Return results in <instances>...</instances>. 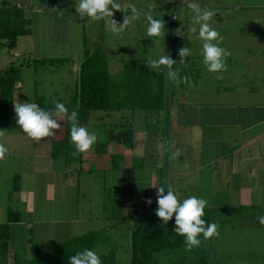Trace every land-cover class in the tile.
I'll return each instance as SVG.
<instances>
[{"label":"crops","instance_id":"1","mask_svg":"<svg viewBox=\"0 0 264 264\" xmlns=\"http://www.w3.org/2000/svg\"><path fill=\"white\" fill-rule=\"evenodd\" d=\"M59 1V5L50 8V0H0V6L2 3H8L11 7L23 10L24 17L32 22V34L28 36L31 42H39L41 39L38 30L40 31L43 25L41 20L45 12L58 14L62 22L54 27V31L59 33V36L51 38L49 42L51 47L53 46V52L59 51L60 54L50 58H64L70 62V59L74 58L65 50L70 44L71 27L66 18L69 6L75 3V0ZM218 4L212 8L216 11L212 22L216 26L220 24L219 28L214 29L223 37L220 46L230 55L225 61L228 71L222 72H226L225 80L220 78L221 80L215 82L224 84L220 87L223 88L222 94L229 97L227 99H242L243 102L213 104L212 107H207L202 103H181L177 99L169 114L167 183L168 188L173 189L181 201L193 195L203 197L208 201L205 209L215 210V219L226 222L218 227L217 236L208 239L213 264H231L236 255L240 257L238 264H264V230L256 224L260 217H255L256 214H264V0H221ZM246 16L251 19L246 20ZM237 18L245 20L239 24L244 25L250 33L249 36L243 31L231 28L229 23L234 24ZM223 25L226 27H222ZM247 25H262V28L253 30L247 28ZM74 29L80 52L86 26L78 22ZM177 37L180 49L187 47L191 50L184 62H179V78H188L186 73L192 68L189 77L196 89L200 85L198 81L204 79L202 74L205 78L213 74L217 79V74L220 73L208 72L202 62L201 41L197 34L186 29L180 30ZM22 38L17 39L12 50H5L3 64L6 66L0 70V76L10 63L20 68L21 64L31 59V45L22 43ZM33 50L37 57H41L40 49L38 54V50ZM81 61L77 58L76 72ZM23 78L24 75L14 86L13 105L23 101L34 103L37 96L56 102L64 100L62 103L67 104L77 83V78L71 81V86L67 83L61 86L62 82H55L58 83V88L55 84L54 87L53 81L50 80L41 90L38 89L36 80L32 82L29 79L32 89L26 97ZM185 84L175 81L176 92L186 90ZM220 87L216 92L220 91ZM144 115L159 125L160 113L147 112ZM93 116L91 113L90 120ZM109 116L96 113L94 117V125L98 128L95 132L97 141L103 140L101 136L104 134L103 127L100 128L99 125H109V119L114 115ZM87 128L89 130V125ZM142 142H135L134 136L129 148L123 149L109 144L107 152L103 155L95 154L93 146L90 151L81 153L78 163L66 164L62 157L52 158L51 137L39 141L30 139L17 127L13 107L0 110V144L8 149L5 158L0 160V237H6L10 242L9 260L14 252L24 258L30 257V237L42 251H48L53 245L69 239L97 233L98 251L106 253L113 250L118 262V252L123 246L122 225L127 224L124 226H128L129 238L125 249H129V258L125 264H129L133 231V222L129 219L131 205L121 201L120 171L110 170L109 160L111 155L114 157L121 151L122 155L118 160L121 159L123 167L134 168L133 203L143 209L146 200L157 196V188L162 179L161 170L157 168V158L154 159L149 174L141 173L143 169L139 160L144 155ZM176 149L181 150V155L173 159L172 153ZM101 172L108 176L111 182L116 181L118 187L117 199L114 200L115 204L112 205L108 217L101 213L102 205H98V211H95L84 204L90 191L84 177L94 178ZM14 185H17V188H14ZM142 191L147 197L140 205L134 200V195L136 197ZM8 208L11 211L10 220ZM244 215L250 218V221L244 224L254 225L248 226L252 229L242 228L247 225L238 223L239 218ZM2 226L4 228H1ZM258 228L259 231L262 230L260 234ZM258 245L263 248L258 250Z\"/></svg>","mask_w":264,"mask_h":264},{"label":"trees","instance_id":"2","mask_svg":"<svg viewBox=\"0 0 264 264\" xmlns=\"http://www.w3.org/2000/svg\"><path fill=\"white\" fill-rule=\"evenodd\" d=\"M168 21L169 16L167 25ZM32 28L31 20L24 17L22 9L11 7L8 3H2L0 6V55L3 50H12L18 38L30 36ZM177 38L175 39L173 31L170 56L176 62L172 68L178 72L180 77L178 49L173 50L172 48L174 40L176 42ZM82 54L83 58L79 65L74 93L65 104L69 112L73 110L78 112V120L81 125L88 127L93 112L111 117L114 112L128 109L143 113L163 112L164 115V70H153L149 66L148 60H136L135 63L130 61L123 64L125 73L121 82L115 84L111 81L101 35L97 37L94 43H90L84 37L82 39ZM67 62H69L68 59L64 58L33 59L21 64L20 68H16L10 63L0 76V110H8L13 107L14 86L21 80L23 68L32 69L33 73L36 74L38 69L45 66L60 65ZM174 83L175 80L169 79V100L173 94L171 93V86ZM118 92H122V94L119 95ZM114 93L121 96L117 102H113L112 95ZM45 100V98L37 96L34 103L46 111H53L54 106L44 104ZM56 119L60 127L55 130V135L51 136V156L52 158L62 157L66 164L78 163L81 159V153L73 154L75 145L70 143L69 136L71 126L64 119ZM102 127L100 128L105 131V139L96 142L94 145L95 154H105L109 144H114L115 147L123 149L131 147L134 131L130 124L125 122L109 123V125ZM121 155L120 151L114 157L113 155L110 156L109 169L121 172V201L131 205L129 219L133 222V231L129 264H208L202 236L199 247L192 251H186L183 243L184 238L176 235L173 231L174 218L169 220L167 224H163L155 216L157 196L151 199L150 205L146 203L143 209L138 208L133 203L134 168L123 167L121 159L118 160ZM162 170L163 168L160 171V179L163 181ZM15 180L17 181V177ZM14 188H17V185H14ZM159 188H163L161 181ZM7 211L8 220H10V208ZM215 212L213 209H204L202 219L206 222H215L218 226L226 223L216 220ZM98 241L97 233H88L53 245L48 251H42L30 237L28 238L30 257L24 258L19 253L14 252L11 260H9L10 242L2 236L0 237V264H68L69 256L85 248L95 250L100 255L102 264H119L113 250L106 253L98 251ZM160 255H164L162 260L158 258ZM173 255L179 257L177 262L170 260ZM191 255H194V261L190 260Z\"/></svg>","mask_w":264,"mask_h":264},{"label":"rangeland","instance_id":"3","mask_svg":"<svg viewBox=\"0 0 264 264\" xmlns=\"http://www.w3.org/2000/svg\"><path fill=\"white\" fill-rule=\"evenodd\" d=\"M59 0H50L49 2V8L51 6L55 7L56 5H59ZM117 3L120 4V9L113 10V16L112 19L117 23V25L122 24L124 17L127 14H130L128 11V5L132 4L135 5L137 10L141 13L139 20L131 21L126 30L119 35H113L109 31L106 30L103 21H95V20H87L88 18L85 17L83 19L79 18L78 14L75 12L74 4L69 6L70 10L67 11V22L70 27V44L65 49L67 54L73 56L74 59H70L71 61L68 63H63L60 65H54V66H45L43 68H40L37 70L36 74H33L32 69H23L22 75H24L23 78V87H24V95L27 97V95L30 94V91L32 87L29 85L30 80L34 82L36 80L38 82V89L41 90L46 87V83L48 81H53V86L55 85L59 88L58 83L62 82L63 84L61 86L66 85V83L71 86V81L74 80V78H77L76 72V61L82 60L83 54L82 51L78 52L79 46L77 45V35L76 30L74 29L76 27V24L78 22H82L85 24V35L84 37L90 42L94 43L98 36L103 37V43H104V50L107 57L108 65H109V72L111 81L113 83H120L121 78L124 75V63H129L130 61L134 62L136 60L138 61H145V60H151L153 58H156L157 56L163 54L166 44V25H167V19L171 11V0H116ZM189 2H198L201 8H214L218 3L221 2V0H179V9L177 14V20L175 22V28H174V37L176 39L177 33L179 34L180 30H189L191 27L196 26L192 22V13L191 10L187 7ZM42 6H44L42 4ZM49 10V9H47ZM146 15H151L154 18H160L164 24H165V33L164 36L155 38V37H148L146 35V28H147V20L145 19ZM64 19V17L62 16ZM247 19H251L250 16L245 17ZM245 20L243 18H237L235 19V23H229L231 28H234L235 31H243L246 36H249V31L243 27L244 25H240L239 22H244ZM61 21V17L58 16V14H50L48 11L45 12L44 18L41 20V30H38V35L41 34V39L39 42H31L28 36H24L21 41L24 44L31 45L30 49L32 52V57H30L32 60L34 59H41V58H50L52 56H57L55 54H60L59 51L53 52V49L50 45L49 40L53 37H58L59 33H55L56 26L59 25ZM211 26L213 28H219L220 24L218 26L215 25V23L212 22V19L210 20ZM223 25L222 27H224ZM257 25H247V28L249 29H260L262 28V25L256 27ZM198 27V26H197ZM226 27V26H225ZM255 27V28H254ZM61 33V32H60ZM61 35V34H60ZM63 35V34H62ZM61 35V36H62ZM35 39V38H34ZM20 43V44H22ZM38 50L37 54L39 53V49L41 52L39 55L41 57H37V55L34 54V50ZM173 50H179V38H177L176 42L174 40L173 43ZM58 49V48H56ZM5 50L2 54V57H0V70H2L6 65L3 64V61L6 57ZM12 54V53H11ZM4 57V58H3ZM28 57V56H27ZM69 61V59H68ZM21 63V62H20ZM75 65H72V64ZM188 65V64H185ZM193 69L189 68L186 75L188 76V80H190L191 77H189L192 73ZM226 71H228V68L226 67ZM226 73V72H225ZM225 73L217 74V76H221L222 80H225L224 76ZM204 79L201 81H198L200 85L194 86L191 84L189 86L187 83L185 84L186 90H180L179 92H176V88H174V84L171 86V93L172 96L170 98V108L171 110L177 101V99L183 103H202L203 106L212 107V105L216 104H224V103H230L235 104L236 102H243L242 99H227L225 94H222L223 88L220 86V83L215 82L216 79L213 74L207 75L205 78V75L202 74ZM30 79V80H29ZM58 82V83H55ZM192 83V80H190ZM55 84V85H54ZM51 86V87H53ZM220 87V91L216 92L217 88ZM59 90V89H58ZM119 95L122 94V92H118ZM49 97H52L53 94H45ZM58 96H66L62 94H58ZM236 96H238L236 94ZM119 97L117 96V93H114L112 95L113 102L119 101ZM229 98V97H228ZM24 103L26 101H23ZM30 102V101H29ZM56 100H49L46 99L44 101V104H48L51 106H54V103ZM65 102L64 100L62 101ZM97 112H93L94 115L93 118L90 120L89 124V131L96 132L98 131L97 125L95 124V116ZM160 113V123L159 125H156L155 122L151 118H145V115L143 112L139 111H130L128 109H124L122 111L114 112L112 113L114 117L112 119H109L108 123L111 124H117L120 122L128 123L132 126L135 136V142L138 140H142V146H143V157L140 161V164L142 166L143 171L141 173L143 174H149L150 167L153 166L154 159L157 158V168L158 170H161L164 165L163 157H164V127H163V121H164V115L163 112ZM147 114V113H146ZM150 114V113H149ZM170 114V111H169ZM100 123V122H99ZM103 123H100L99 127H102ZM157 127V128H156ZM148 128V129H147ZM104 134L101 136V138L105 139V131L103 129ZM171 144V143H170ZM158 149H157V148ZM155 152H157V157H155ZM138 161V162H139ZM59 164H55V166H58ZM60 166V165H59ZM53 168V166H52ZM138 170V169H137ZM163 172V170H162ZM108 176H104L103 172L99 173L96 177H84V182L87 183L89 186L88 189L89 194L86 195L87 198L84 200V204L89 205L92 210L98 211L99 206L102 205L101 213L105 215V217L110 216L111 214V208L112 205L115 204L114 200L117 199V192L118 187L116 181L109 180L107 178ZM121 172H120V178H121ZM169 181V179H168ZM99 185V187H98ZM163 186V185H162ZM86 189L85 187L83 188ZM101 192L103 193V196H101ZM147 197V194L142 191L140 194H137L136 197L134 195V200L136 199V202L140 203L142 205L145 201V198ZM178 199L180 197L178 196ZM256 214L255 217H262L264 214ZM239 224L247 225L244 223H247L250 221V218L248 215H244L243 217L239 218L238 220ZM95 223V221H94ZM130 223V222H128ZM256 224L261 226V229L264 230V224H261L259 222V218L256 220ZM127 225V224H124ZM122 225V250L118 252L117 259L118 262L121 264H125L128 262L129 249H125L128 242V226ZM254 225L249 224L246 227L242 228H250ZM127 227V228H126ZM252 229V228H250ZM260 228H258L259 234L261 231H259ZM263 246L258 245V250H261ZM131 256V255H130ZM162 256H158L159 259H163ZM212 256V254H211ZM191 261H194V255L189 257ZM240 257L239 255H236L234 257L235 261H232L231 264H238L240 261L238 260ZM212 259V258H211ZM172 262H177L179 260V257L176 255H173L171 257ZM214 260V259H213ZM213 263V262H212Z\"/></svg>","mask_w":264,"mask_h":264},{"label":"clouds","instance_id":"4","mask_svg":"<svg viewBox=\"0 0 264 264\" xmlns=\"http://www.w3.org/2000/svg\"><path fill=\"white\" fill-rule=\"evenodd\" d=\"M187 7L192 13V22L194 25L189 29L191 33L197 34V38L201 41L202 62L210 73H222L226 71V58L230 53L220 46L223 37L214 29L210 20L216 15V11L210 8H201L198 2H189ZM75 12L79 18L87 17V20L103 21L107 31L113 35H119L124 32L131 21L139 20L141 13L135 5L129 4L127 14L122 24L112 19L113 10L120 9V4L116 0H75ZM147 20L146 35L148 37L159 38L164 36L165 24L160 18H154L146 15ZM198 26V27H197ZM191 54V50L183 47L178 50L180 62L183 63L185 58ZM149 66L153 70H164L167 78L175 80L177 83H187L191 86V82L187 77L179 78L178 72L172 68L173 61L171 56L163 54L149 60ZM222 78L217 76V79ZM15 113V122L24 134L30 139L42 140L44 138L55 135V130L60 127L56 118L66 120L70 124V143L75 145V154L86 153L90 151L96 144L97 135L88 130L87 127L81 125L78 120V112L73 110L69 112L65 104L60 102L54 103L53 111H46L38 104L33 102H16L13 105ZM8 153V149L0 144V160H3ZM181 155V150L176 149L173 153V159ZM147 204H151V199L146 200ZM157 208L155 216L163 223L167 224L169 220L174 218V229L176 235L183 237V243L186 251L201 245V236L204 240L217 236L218 224L215 222H206L204 209L208 205V201L203 197L189 196L182 201L178 199L177 193L167 188H157ZM259 222L264 224V216L259 218ZM68 264H102L100 255L95 250L85 248L69 256Z\"/></svg>","mask_w":264,"mask_h":264},{"label":"water","instance_id":"5","mask_svg":"<svg viewBox=\"0 0 264 264\" xmlns=\"http://www.w3.org/2000/svg\"><path fill=\"white\" fill-rule=\"evenodd\" d=\"M178 3L179 0H171V11L169 14V21L167 25V35H166V44L164 49V55L169 56L170 50H171V41L173 39V31L175 22L177 20V14H178ZM169 78H167L166 73L164 71V122H163V129H164V165H163V181L162 185L163 188H165V193L168 188V174H169V108H170V100H169ZM203 238V237H202ZM204 247H205V253L207 257L208 264H213L211 259V252L210 247L208 243V239L204 240Z\"/></svg>","mask_w":264,"mask_h":264}]
</instances>
